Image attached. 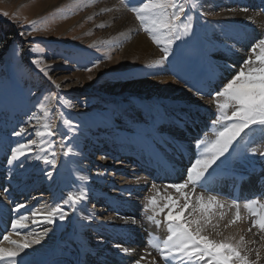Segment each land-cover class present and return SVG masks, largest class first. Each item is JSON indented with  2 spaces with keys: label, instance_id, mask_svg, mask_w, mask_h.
Instances as JSON below:
<instances>
[{
  "label": "rangeland",
  "instance_id": "374dc122",
  "mask_svg": "<svg viewBox=\"0 0 264 264\" xmlns=\"http://www.w3.org/2000/svg\"><path fill=\"white\" fill-rule=\"evenodd\" d=\"M239 1L244 3V5L251 3L248 6L258 11L256 0ZM177 2L184 4L185 8L188 9L182 20L186 22L187 15H191L194 26L192 35L177 40L171 46V54L163 63L165 68L164 74L172 76L175 79H179L178 77L184 71L183 69H186L187 74H189V79H179L177 81L182 91L170 95V93H162L164 90L160 89V85H156V88L153 87V90L151 87L141 88L138 85H134L138 81L150 80L151 76L156 72L161 74L159 67L163 68V66H160L163 64H155V61L150 63L141 60L137 61L139 56L136 53H131V56L128 55L130 53H125L131 49L129 43L138 39L136 37L138 33L147 35L148 39L151 40L149 35L142 30L135 14L129 10L131 6H139L141 0H127L129 7L123 6L120 0H61L60 2H57V0H0V22L14 24V28L18 29L15 31V37L10 36L9 32L5 30H0V138L4 139L0 141L2 143L9 141L11 145H8V149L10 150L19 145L28 146L24 155L9 164L11 167L6 177V182L13 186L21 184L20 181L25 180L24 178H26L27 183L31 182L27 186V189H25L26 187L20 189L13 188L19 192L25 189L24 191L27 192L23 194H11L14 200L17 199L18 203L26 204V207L21 211L22 214L30 216V209L41 210L43 207L46 210H55L58 206L60 209L63 207L61 196L59 200L60 205L57 203L58 196L56 201H53V204H48L50 202L49 199H54L55 196L49 197L46 190H42L44 189L42 185H49L48 182L52 181V174H55V172L49 171L55 168L58 170L62 169L72 162L74 156H80V151H77V142L75 141L77 131L80 128L87 129L92 136L100 138L102 142H109L112 138H117L122 134L116 128L129 130L137 123L140 125L141 121L144 125H146L144 121L153 123L154 121L149 119H154V114L158 115L157 113H153V109L161 108V112L169 117L176 115H172L170 112H173L174 109H179V113L186 114L187 117L201 116L205 120H207L209 115L214 116L216 114L214 103H209V101H200L202 106L200 105L199 110L194 108L198 101H196V96L188 93L192 89L189 87L190 82L195 83L200 80L199 82L204 83V87L201 86L199 90H205L207 89L205 81H212L213 78L214 82L212 81V83L216 84L217 79L208 75L207 72L209 70L213 73L211 68L204 66L199 69L195 58L190 57L189 52L194 50L193 47L195 48L202 44L204 45V51L209 50L205 54L208 57L211 56L210 58H214L215 52H218L220 49L224 48L229 51L236 50V47H239L236 50L238 55L236 54V57L234 55L231 56V60L237 65L234 68V75L248 56H254L250 48L256 42V38L251 37L253 35L245 33V26L239 27L237 31L243 29L244 35L246 34L250 38H247L246 35L244 36L240 31L237 33L236 30L229 36L227 33L229 28L225 24L223 25V29L221 28L220 30L226 32L228 35L224 36L222 41L220 40L216 43L214 40L215 35L211 34V28L218 25L217 19H222L218 15L221 14V9L225 8L222 6L224 3L221 1L208 2V0H195L198 7L193 10L191 5L194 0H177ZM224 2L227 1L224 0ZM229 2L238 9H245L236 0ZM105 9L111 10L106 11ZM126 9L133 16V21L125 17ZM5 12L8 13L7 16L3 15ZM33 22H35L36 31L32 30ZM221 24H223L222 21ZM235 33L239 36L237 39H234ZM228 37H230L231 41L229 44L226 42ZM153 44L155 45L154 42ZM37 45L43 49L42 52L31 51ZM155 47L161 50L162 46L155 45ZM209 53H211L210 56ZM125 55H128L129 59H124ZM220 55L221 59L227 56L226 53H220ZM36 59L42 61L39 67L33 63ZM175 61H179L180 65L176 67L172 66ZM151 63L154 65L150 66L149 64ZM40 67H44L48 71L47 76L40 71ZM89 68H91V71L87 70ZM115 87L125 88L119 89ZM183 91H186L188 95L186 97L183 96V98L178 97ZM215 91L210 90L212 93ZM202 92L204 93V91ZM46 97L48 99H45ZM158 97L172 100L174 104L178 103L176 100L186 99L187 104L190 105H179L177 108H172L168 105L162 106L156 100ZM123 102L127 103L128 107H123ZM42 103L45 105V109L40 107ZM182 114L176 117L180 118ZM104 116L108 117L112 123L114 120L118 124L125 123L126 126H111L108 127L109 129L106 132L101 128L103 125L101 122L106 121L105 118H102ZM135 119L139 122H136ZM65 121L70 122V125L65 123ZM44 124H50L51 131L54 133L53 135L38 136L36 134L37 131L44 130ZM160 127L164 129V126ZM21 129H24V131L20 135L13 134L20 132ZM111 130L116 131V133L109 132ZM85 140V142L90 143L91 137ZM32 141H35V143H32ZM58 144L61 147L58 148ZM261 145L264 148V140L261 141ZM257 146V144L253 143L251 148L254 149ZM68 148H71L72 152L66 155L65 153H67ZM83 148L88 153L87 148L89 146L85 145ZM117 148V145H111L106 150L116 153ZM263 148L258 146V151L255 152L254 156H259V151ZM64 154L67 158L64 157ZM99 156L100 158L101 156L103 157L104 153H98V158L93 157L91 160L88 158L87 160L85 155H83L79 158V161L77 160L79 162L77 165L79 166L76 170H80L79 167L86 169L84 165L87 163L93 164V167H91L93 171L101 169L97 168L98 164L96 163L99 160ZM38 157L49 161L54 160V163H50L49 165L44 163L41 166L32 167L36 165L34 161L38 160ZM6 159L9 160L10 156L6 157ZM24 161H27L28 164L24 163ZM21 163H23L22 167L20 166ZM118 166L119 164L115 163V167ZM34 172L38 173V176L35 175L37 177L35 180L42 187L38 188L41 189L40 194L31 189L34 178L31 179L30 177H32ZM46 173H51V177ZM111 174L112 172L106 173L105 179L111 180ZM126 174H129V172ZM22 175L23 177H20ZM118 177L117 175L115 178ZM127 177L132 178L130 175H127ZM183 177L179 180L181 182L178 183L183 182ZM56 180L61 190L62 186H64L63 184L66 183V179L62 175L56 174ZM96 182H94L95 186L102 191H117V187L107 184L109 182H106L105 186H103V183ZM157 190H159V195L157 194ZM173 190L175 189H157V187L154 188L148 185L142 191L140 200L143 204L137 209V212L146 213L145 222L149 221V217L151 216H155L158 219L162 218L169 211L168 208H164L165 210L160 214L161 217L160 215H156L149 207L150 198L156 197L159 206L163 207V204L165 205L167 200L162 198L171 196V192L176 194ZM63 196L68 195L64 194L63 191ZM99 198V196H87L88 204L95 210L101 208L100 204L95 203V200ZM62 199L65 207L61 210L63 213L66 212L65 215L68 217L70 215V208L64 202L63 197ZM38 200L43 201L38 204ZM81 201L85 202L84 199ZM32 204L33 206H31ZM48 205L49 207L45 208ZM146 206L149 207L147 211H140ZM38 207L40 208L38 209ZM227 208L230 209L229 207ZM241 212V215L243 214L242 218L246 215L247 221L253 219L248 217L247 211L243 206H241ZM175 215L176 213L174 214L173 212V216L177 221L182 216H186ZM180 221L184 220L181 219ZM147 226L148 228L151 227L154 232H159L165 238L168 235L166 225H163L161 222L159 225L147 223ZM73 234L78 235L79 233L74 229L72 236H74ZM7 236L11 239L15 234L11 232ZM3 243L6 244V241L4 240ZM8 244L9 242L6 245ZM108 244L114 249L111 243ZM102 249L105 250L104 254H101V251L98 253V250H95L93 254L103 256V260H106L105 264H107L110 262L108 258L112 260V257L115 256L111 255L104 246ZM86 254L89 255L90 253L86 252ZM0 264L3 263L0 262Z\"/></svg>",
  "mask_w": 264,
  "mask_h": 264
},
{
  "label": "bare ground",
  "instance_id": "6f19581e",
  "mask_svg": "<svg viewBox=\"0 0 264 264\" xmlns=\"http://www.w3.org/2000/svg\"><path fill=\"white\" fill-rule=\"evenodd\" d=\"M60 1L61 0H57V2ZM210 1H214V2L221 1L227 5V6L224 4L222 5L225 8L221 9L222 10L221 14L218 15V17L222 19L221 20L217 19L219 22L218 25L212 26L211 28L212 29L211 34L215 35L214 40L216 43L219 42L220 40L222 41L224 36H227L228 34L229 36H231L234 30L237 31V29L241 26H245L246 28L245 33L249 35H253L251 37L256 38V40L259 38V36L264 37L263 15L259 13L257 10L251 9L248 6L251 5V3L244 5V3H242L241 1L236 0L241 6L250 9L247 12H245L243 11V9H238L236 6H233L229 2L231 0H226L227 2H224V0H208V2ZM125 17L133 21V16L128 12L127 9H126ZM221 21L223 22V24H221ZM225 24L228 25L229 28L227 30L228 34L220 30L221 28L223 29V25ZM136 37L138 38L137 40H135L132 43H129L131 49L127 50L125 52L126 54L130 53L128 55L131 56V53H136L139 56L137 61L140 60L147 61V63L159 60L161 58V56L163 55L162 51L160 49H156L155 47L156 44L154 45L153 42L148 39L147 35L138 33ZM238 37L239 36L235 33L234 39H237ZM246 37L250 38V36L248 35H246ZM226 42H228V44L231 43L230 37L227 38ZM201 48L202 47L199 46L195 48L193 47L194 50L189 52L190 57L195 58L196 64L199 66L198 67L199 69L204 66H206V68H211L213 73H211L210 70L207 73L208 75L215 77L217 80H216V84L212 82L208 83L207 81H205V87L208 88L204 90V95L202 97L196 94L197 90H199L201 86L204 87V83L202 82L198 87V89L192 88L190 92L188 91L189 94L196 96V101H198V103L195 104L194 106L196 110L200 109V105H201L200 101L204 100L207 102L211 100L210 95H208V93H210V90L212 91L217 90L219 85H222L227 81V79L231 78L234 72V68L237 67V65H235V63L231 60V56L232 55L235 56L237 54L235 50L228 51L223 48L220 49L218 52H215L216 54H214V58L213 57L210 58L205 53H203V50ZM220 53H226L227 56L225 55L226 57L224 56L225 58L222 57L223 59H221ZM128 55H125L124 59H129ZM209 58L211 60L212 59L214 60L211 61ZM205 61H207L206 62L207 64H205ZM178 62L179 61H175L174 64L171 65L176 67L177 65H180L179 64L180 62L179 63ZM149 65L151 66L154 64L151 63ZM224 65H233L234 67L224 69ZM160 66H163V68L159 67L161 74L156 72L154 73L153 76H151L150 80L138 81L135 82L134 85H138V87L141 88L151 87V89L153 87L156 88V85H160V89L164 90L162 93H170V95L181 92L182 88L177 81H179V79H184V80L189 79V74H187L186 69H183L184 71L180 73L178 77L179 79H175L172 76L164 74L165 73L164 64ZM115 88L124 89L125 87H115ZM187 95H188L187 92L183 91V93L178 97L183 98V96L186 97ZM156 100L162 106L168 105L169 107L172 108H177L179 105L180 106L190 105L187 104L188 102L186 101V99L176 100L178 101V103L176 104H174L172 100L164 99L163 97L162 98L158 97ZM122 104L123 107H128L127 103L123 102ZM204 108L206 109V107ZM180 114L182 113H178L173 117H169L167 115L166 116L174 120H178V121L180 120V122L183 125L182 128L184 129L181 130V133L183 134H185L186 128H190L193 125H195L196 127H200L206 124L205 119H203L201 116L198 117L190 116L187 117V119H185L184 117L186 116V114H182L180 118L176 117L177 115ZM155 117L156 115L154 114V118ZM102 118H105L106 121L101 122L103 124L101 128L104 129L106 132L109 129L108 127L115 126L114 122L112 123V121L108 117L104 116ZM149 120H153V119L150 118ZM144 122L146 123V125L142 124L141 121V124L139 126H135L130 133H122L117 138H112V140H110L109 142H102L100 138L92 136L87 129L80 128L79 131H77V136L75 141L77 142L76 149L78 152L80 151V156L78 155L74 156L72 158L73 159L72 162H70L62 169L58 170L57 168H55L52 169V171H49V172H55V174L54 173L52 174L53 175L52 181L48 182L49 185H42L44 187V190L43 189L42 190L45 191L47 189H50L53 196L50 195L49 192L46 193H48L49 197H54L56 191L59 188L58 184H55V181L57 182L56 174L58 173V175L60 174L66 179V183L63 184L64 186H62V188L64 194H67L68 196H63V198L65 200L64 202L66 203V205L69 206L70 208V215L68 217L67 215H65V219L61 220L59 218V214L57 213V215L54 217V223L48 224L45 221V217L48 215V213L52 212L53 209L46 210L43 209L42 205H40V207H42L41 210L30 209L29 211L30 216L24 215L17 217L18 219H14V221H16L19 220L21 217H27L26 220L21 221L26 226L23 228L17 227L15 236L11 239L9 238V240L6 241V244L8 242L9 244L6 245L5 243H3L4 245H0V247L14 249L16 245L12 244L11 241H16L19 244V243H24L25 240L31 241L33 239L40 238L39 244H31L30 247L25 248L23 252H20V254L17 257H15L16 264H80V262H85L83 264H104L103 256H96L95 254H93V252L95 250H98V253L99 251H101V254H104L105 250H103L102 248L108 243L112 244L113 248L115 249V254L118 255L123 262L125 261L126 264H134L136 260H140V264H161L159 259L156 256L152 255L153 253L150 254V256H147L146 259H141L140 256L143 254V252H137L138 245H130L126 243L125 241L126 237H124V235L129 232L135 237L136 242L141 243L140 246H144L143 237L147 234V230L145 227L146 224L145 219L143 218V216H141L142 212H137V209L143 204L141 203L140 200L142 196L141 195L142 191H144V189L147 188L148 185L152 183V181L149 178L147 179L139 174V172L137 171V167L135 166L136 164H134L135 161H137V159H144L147 155L150 154L152 158H155L159 156L160 153L165 155H169L171 153V151L166 150L167 142H170V139L167 138L166 134L156 130V127L158 125L155 123V121L153 123H148L146 121ZM160 126H164V125L161 123ZM160 126H158V128ZM86 137L87 138L91 137L90 143L85 142L86 141L85 139H87ZM210 138H214L213 134L209 135L207 139ZM0 140H4V139L0 138ZM5 142L6 143H2L0 141V160H2V162L8 163V159H6V157L11 156L10 154L11 150L8 149V145L9 144L11 145V143L9 141H5ZM151 143L153 145V148L150 151L146 148L147 146H150ZM85 145L89 146V148H87L88 153L85 152L86 150H84L83 148ZM111 145L118 146L116 153H113L111 150H106ZM59 147H61L60 144H58V148ZM94 153L96 156L94 155ZM98 153H104V156L103 157L101 156V158L99 156V160L96 161V163L98 164L97 168H101V169L93 171L91 169V167H93V164L87 163L85 165L82 164L86 167V169L79 167L80 170L78 171L76 170V168L79 166L77 165V163L79 164L78 161L80 157L85 155L86 159L88 158L91 160V158L93 159V157H97ZM64 157L67 158L65 154ZM144 161H147V158H145ZM24 163L28 164L27 161H24ZM44 163H45L44 158H38V160L34 161V164L36 165H33L32 167H38L43 165ZM115 163H118L119 166L115 167ZM128 163H130V165L133 164L134 165L128 166L129 168L127 169L126 165ZM217 163L221 164L220 161H217ZM46 164L49 165L50 163H46ZM214 166L215 165H213V167ZM132 167L135 168L133 169ZM155 169L156 168L151 165L148 168V171H152ZM108 172H112L111 180L105 179V177L107 176L105 174ZM128 172L129 174H126ZM24 175H26V173H24ZM27 175L29 176V174ZM35 175L38 176V173L34 172V174H32V177L30 178L36 179L37 177ZM117 175L119 177L115 178L117 177ZM124 175L126 176L124 177ZM127 175H130L132 178H128ZM20 177H23V175ZM24 179L25 180L20 181L21 184L17 185L18 186L17 189H20L22 187H26L25 189H27V186L31 184V183H27L26 178ZM96 181L103 183V186L106 185V182H109L107 184L117 187V191L115 192L102 191L100 188L95 186L94 182L97 183ZM45 186H51V187L47 188ZM189 187H190L189 189H191V186ZM36 189L40 193L41 189L38 188ZM9 190L10 187L8 186L0 190V207L7 208L6 214L8 216H10L12 211L15 213L16 216L26 207V204L23 205L18 203L17 199L14 200L13 197L11 196V193L13 192H10ZM81 191H86L87 196L88 195L94 197L99 196L101 199H103V200L100 199L96 202V204H100L101 208L95 210L93 207L90 206V204H88L87 198L84 199L85 202L80 201L76 204H72L71 201L69 200V196L74 194H79ZM173 191L176 192L175 190ZM171 196L179 200L180 204L184 203V200L177 192L176 194L171 192ZM43 200H40L39 202L41 203ZM49 200H50V202L48 203L49 205L54 203L53 202L54 199H49ZM227 204L229 203L226 202L225 208L217 207L207 213V215L212 217V223L219 224L218 231L223 232L225 236L234 235L237 240L241 235H243L245 241H249V240L257 241L256 244H248L247 245L248 248L254 249L259 247L260 244H264V241L260 240L259 235H254V233L258 232L256 228H253L252 232H248V228L251 225V219L247 221V219L245 218L246 215L245 217L243 216L244 218L237 221L235 224L226 227V225H229V221L232 220L235 215V209L234 211H232V209H228ZM49 205L45 208H48ZM31 206H33V204ZM40 207H38V209ZM190 211L191 208L185 210L181 214L180 209L177 207L174 211V214L176 213V215L177 214L186 215L184 217L183 216L181 217L179 215L182 220H185L186 218H188V214ZM33 213H36V215H33ZM221 213L224 214L223 218H221ZM197 215H199V213H197ZM163 217H165V215ZM132 221H135V223H133ZM74 229L77 230L79 234L78 235L73 234L74 236H72V232L74 231ZM206 234H210L211 238H222V237H216V234L214 231H212L211 226H209ZM160 236L162 239H165V237L162 234H160ZM117 245H120V248L116 247ZM122 248L129 249V252L127 254L124 253L123 251H121ZM87 250L91 251L89 255L86 254ZM260 254H261L260 264H264V248L260 249ZM254 258H255V253H253L252 256H250V259H254ZM108 261H112V260L108 258ZM175 261H179V260H175ZM201 264H203V262H201Z\"/></svg>",
  "mask_w": 264,
  "mask_h": 264
},
{
  "label": "snow or ice",
  "instance_id": "6c2138e0",
  "mask_svg": "<svg viewBox=\"0 0 264 264\" xmlns=\"http://www.w3.org/2000/svg\"><path fill=\"white\" fill-rule=\"evenodd\" d=\"M120 3L129 7L127 0H120ZM198 4L193 2L191 8L195 10ZM110 11L111 9H105ZM129 10L135 14L136 19L140 22L141 28L146 32L151 40L157 45L162 46L161 51L163 55L155 64H163L171 54V46L184 37L192 35L193 32V17L187 15L186 22L182 20L188 9L184 4L178 3L177 0H141L139 6H131ZM243 11L247 12L245 8ZM3 15L7 16L5 12ZM251 19V18H250ZM103 26V25H101ZM33 31H36L35 22H33ZM23 35V33H21ZM235 47V45H233ZM33 52H42L38 45L31 49ZM251 53L242 63V66L235 72L231 78L227 79L221 87L214 93H208L211 96L209 103H214L216 109V119L211 124L213 128L220 125L214 131V138H201L196 141V147L201 149L198 153V158L186 171V179L182 183L171 184L168 187L175 189L184 200L183 204L172 196L164 197L167 203L163 207H159L156 197L149 200V207L156 214L159 215L168 208L169 211L166 216L168 235L165 239L151 238L149 243L155 248L163 257L165 264H171V261L179 260L180 264H260L261 254L260 249L264 248V244H260L257 248H248V244H256V240L245 241L243 235L237 240L234 235L225 236L223 232L218 231L219 224L212 223V217L207 215L209 211L219 208H225L226 202L218 199L215 195L204 194V191L197 193V187L203 190H209V181L213 177V173L220 167L217 161L224 164L228 160L230 150L235 151L233 145L242 140L245 144L251 143L257 135L264 138V37L259 38L250 48ZM38 67L42 61L36 59L33 61ZM98 66V65H94ZM234 67L233 65H224V69ZM91 71V68L87 69ZM40 71L45 76L48 71L44 67H40ZM59 87V85H57ZM197 95L203 96L201 90H197ZM45 99H48L47 97ZM45 109V105H40ZM70 125V122L65 121ZM43 131H37L38 136L53 135L50 124L43 125ZM20 132L13 133L20 135ZM243 134V136H242ZM247 137L246 140L244 138ZM35 143V141H32ZM27 145H19L11 150V156L8 163L19 159L25 154ZM253 152L258 151L253 149ZM72 152L68 148L66 155ZM259 154L264 157V150H260ZM224 157V160L221 158ZM39 158V157H38ZM45 163H54L53 161L45 160ZM23 166V163L20 165ZM209 169H213L209 172ZM51 177V173L47 174ZM190 191H185L189 189ZM155 187V185H153ZM159 195V190H157ZM87 198L86 191H81L79 194H74L69 197L72 204H76ZM243 208L246 209L247 215L251 219V225L248 232H252L253 228L258 230L254 235H259L260 240L264 241V202L260 199H250L243 203ZM180 209L182 214L185 210L191 208L188 218L184 221H177L173 218V212L176 208ZM229 208H235V215L229 221L230 226L242 219L241 204L237 200H232L227 204ZM59 213L61 220L65 219V213L57 207L52 212L48 213L45 221L48 224L54 223V217ZM199 213V215H197ZM36 215V213H33ZM221 213V218H223ZM27 217H21L19 220L13 221L12 228L25 227L21 221L26 220ZM154 224L159 225L160 221L155 219V216L149 217ZM135 223V221H132ZM209 226L215 232L216 237L211 238L210 234H206ZM5 241L9 240V236H4ZM16 245L14 249L0 247V262L3 264H16L15 257L25 248L31 244H39L40 238L31 241L25 240L24 243H17L11 241ZM116 247L120 248V245ZM121 251L128 253L129 249L122 248ZM255 253V258L250 259V256ZM143 259V257L141 258ZM134 264H140V260H136Z\"/></svg>",
  "mask_w": 264,
  "mask_h": 264
},
{
  "label": "trees",
  "instance_id": "16d2710c",
  "mask_svg": "<svg viewBox=\"0 0 264 264\" xmlns=\"http://www.w3.org/2000/svg\"><path fill=\"white\" fill-rule=\"evenodd\" d=\"M14 24H9L5 22H0V30H5L9 32L10 36L15 37V31L18 30L17 28H14Z\"/></svg>",
  "mask_w": 264,
  "mask_h": 264
}]
</instances>
